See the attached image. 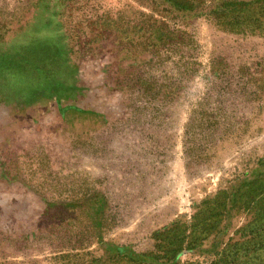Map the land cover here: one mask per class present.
I'll use <instances>...</instances> for the list:
<instances>
[{"label": "rangeland", "instance_id": "obj_1", "mask_svg": "<svg viewBox=\"0 0 264 264\" xmlns=\"http://www.w3.org/2000/svg\"><path fill=\"white\" fill-rule=\"evenodd\" d=\"M0 264H264V0H0Z\"/></svg>", "mask_w": 264, "mask_h": 264}, {"label": "trees", "instance_id": "obj_2", "mask_svg": "<svg viewBox=\"0 0 264 264\" xmlns=\"http://www.w3.org/2000/svg\"><path fill=\"white\" fill-rule=\"evenodd\" d=\"M218 196L219 192H216L212 197L202 202V204L206 207L202 210L200 209L198 213H195L191 217L189 225L184 226L180 224V226H178V224L175 223L171 228L166 229L164 232H160L168 234L169 236H166L167 238L165 239V244L161 247L160 258L170 260L173 256L185 248H195L200 235L205 233L210 228V218L214 216V211L217 209ZM209 203H212L210 207H208ZM197 216L200 219L197 220Z\"/></svg>", "mask_w": 264, "mask_h": 264}]
</instances>
